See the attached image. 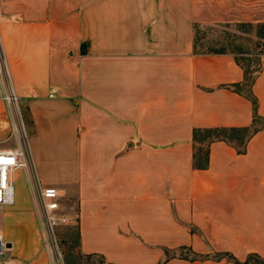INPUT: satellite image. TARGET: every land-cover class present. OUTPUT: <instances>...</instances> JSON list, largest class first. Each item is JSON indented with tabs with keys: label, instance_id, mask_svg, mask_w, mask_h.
I'll use <instances>...</instances> for the list:
<instances>
[{
	"label": "crops",
	"instance_id": "0c3cea01",
	"mask_svg": "<svg viewBox=\"0 0 264 264\" xmlns=\"http://www.w3.org/2000/svg\"><path fill=\"white\" fill-rule=\"evenodd\" d=\"M235 24L264 25V0H0V139L20 146L9 96L31 122L0 264H54L36 218L50 187L97 264L264 260V54L248 78L195 52V26ZM243 128L242 145L196 140Z\"/></svg>",
	"mask_w": 264,
	"mask_h": 264
},
{
	"label": "rangeland",
	"instance_id": "374dc122",
	"mask_svg": "<svg viewBox=\"0 0 264 264\" xmlns=\"http://www.w3.org/2000/svg\"><path fill=\"white\" fill-rule=\"evenodd\" d=\"M195 52L213 53L230 52L237 57L239 63L245 69L248 78L253 77L259 71V55L264 54V26L262 25H207L195 26ZM10 111H6L4 120L11 124L12 121L18 123V134L20 141L25 137V129L30 128V119L26 107L23 104L11 105ZM232 141L239 145L244 134H229ZM240 138V140H238ZM17 146L11 133L4 135L0 139V150H10ZM50 173V172H49ZM50 177L51 175H47ZM9 183L17 190L20 186V180L14 175L8 176ZM21 189V186H20ZM39 198V196H38ZM40 203V200H39ZM42 211L39 208L36 212L38 229L42 236V243L48 247L49 236L44 232L41 225ZM54 237L58 248L62 253L64 264H97L92 258L81 256L77 250L76 244V225L69 222L67 226L58 227L54 230ZM248 264H260L256 260H250Z\"/></svg>",
	"mask_w": 264,
	"mask_h": 264
},
{
	"label": "built area",
	"instance_id": "2783aa9c",
	"mask_svg": "<svg viewBox=\"0 0 264 264\" xmlns=\"http://www.w3.org/2000/svg\"><path fill=\"white\" fill-rule=\"evenodd\" d=\"M7 102L17 104L13 96H9ZM29 154L27 150L26 138L20 141L19 147L10 150H0V206H10L13 204V188L9 183L8 176L17 169L29 167ZM40 208L42 211L41 225L44 232L49 236L47 241L48 250L52 255L54 264H64L62 253L54 237V230L58 227L67 226L70 222L68 216L59 212L60 193L55 188H43L39 191ZM6 250L5 240L0 233V258Z\"/></svg>",
	"mask_w": 264,
	"mask_h": 264
},
{
	"label": "trees",
	"instance_id": "16d2710c",
	"mask_svg": "<svg viewBox=\"0 0 264 264\" xmlns=\"http://www.w3.org/2000/svg\"><path fill=\"white\" fill-rule=\"evenodd\" d=\"M264 26V25H262ZM229 134H244V136L241 138H238L240 140L239 144L242 145L245 140L250 137L252 132H249L247 128L243 129H213V130H205V131H197L196 132V140L200 139H208L209 141H213L214 139L218 140H226L229 142H233ZM250 260H256L260 264H264V260L257 256H249L247 260L243 264H248Z\"/></svg>",
	"mask_w": 264,
	"mask_h": 264
},
{
	"label": "water",
	"instance_id": "95a60500",
	"mask_svg": "<svg viewBox=\"0 0 264 264\" xmlns=\"http://www.w3.org/2000/svg\"><path fill=\"white\" fill-rule=\"evenodd\" d=\"M6 248H10V245L9 244H6Z\"/></svg>",
	"mask_w": 264,
	"mask_h": 264
}]
</instances>
